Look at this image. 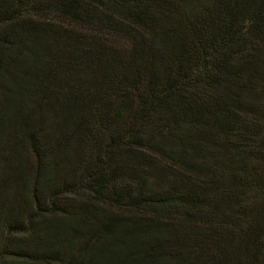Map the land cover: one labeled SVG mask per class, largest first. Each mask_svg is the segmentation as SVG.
Returning a JSON list of instances; mask_svg holds the SVG:
<instances>
[{"label": "trees", "instance_id": "16d2710c", "mask_svg": "<svg viewBox=\"0 0 264 264\" xmlns=\"http://www.w3.org/2000/svg\"><path fill=\"white\" fill-rule=\"evenodd\" d=\"M0 264H264V0H0Z\"/></svg>", "mask_w": 264, "mask_h": 264}]
</instances>
